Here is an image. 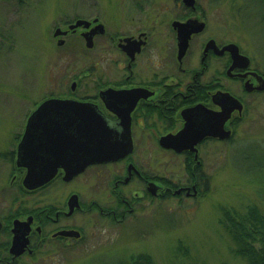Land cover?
Wrapping results in <instances>:
<instances>
[{
    "label": "flooded vegetation",
    "instance_id": "1",
    "mask_svg": "<svg viewBox=\"0 0 264 264\" xmlns=\"http://www.w3.org/2000/svg\"><path fill=\"white\" fill-rule=\"evenodd\" d=\"M151 2L132 0L129 4H138L137 8ZM174 2L173 7L167 4L164 8L172 9V15L160 18V14L152 18L145 7L139 9L138 16L130 12L122 15L118 4L112 2V17H122L117 26L108 24L106 12L96 0L84 1L83 11L76 6L73 12L58 14L54 19L51 42L80 45V70L74 71L70 83L63 82L59 90L50 92L27 114L14 148L4 154L14 167L11 184L17 182L22 197L8 212L0 211V232L5 236L0 239V260L14 263L21 257L35 256L49 243L68 246L73 240H83L87 234L82 219L86 216L94 214L103 222L102 229H107L106 223L125 226L150 217L153 203L162 212L171 196L194 198L209 189L210 176L203 171L204 149L213 141L231 138L206 135L181 150L164 138L174 137L190 121L205 124L208 114L221 110L224 93L234 95L243 104V111L235 109L225 123V128L234 132L233 126L244 116L251 100L264 97V64L237 42L212 34L204 36L208 20L198 0ZM80 19L85 21L73 26ZM192 19L203 21L205 27L191 33L182 50L180 25ZM230 43H237L248 59L235 60L232 52L224 49ZM49 98L72 99L97 107L98 122L106 129L104 143L115 147V155L87 164L69 179L66 168L59 166L49 181L29 189L23 183L27 167L19 165L17 159L19 152L23 153L20 146L30 115ZM209 116L208 123L212 122ZM38 127L50 128L42 123ZM68 127L66 135L72 142H60L59 151L79 153L87 132L77 124ZM35 151L37 158L53 156L49 145L43 144ZM168 156L182 162L187 173L185 181H175L165 171L154 170L152 162H166ZM31 195L33 201L28 204L26 197ZM15 219H30V230L28 247L14 259L10 247ZM74 230L79 234L63 233Z\"/></svg>",
    "mask_w": 264,
    "mask_h": 264
},
{
    "label": "rangeland",
    "instance_id": "2",
    "mask_svg": "<svg viewBox=\"0 0 264 264\" xmlns=\"http://www.w3.org/2000/svg\"><path fill=\"white\" fill-rule=\"evenodd\" d=\"M84 1L0 0V211L8 212L22 197L17 182L11 184L14 167L5 152L14 148L27 114L79 73L81 46L56 45L50 37L58 14H69L76 6L83 11ZM96 1L110 26H117L122 18L118 12L112 17L113 3L122 15L138 16L145 7L152 18L172 15V9L164 8L175 5L174 0H151L136 8L138 4H129L132 0ZM198 2L208 20L204 36L237 42L264 64V0ZM233 127L230 141L216 140L204 149L203 171L210 176V187L198 197L171 196L162 212L153 203L150 217L125 226L106 223L107 229H102L103 222L94 214L86 216L83 240H73L68 246L49 243L35 256L9 264H250L240 252L243 243L229 229L226 214L244 224L249 233L246 240L257 251L264 249L263 227L251 214L257 209L264 216V158L253 154H264V97L251 100ZM152 166L175 181L186 180L177 157L153 161ZM26 199L31 204L33 196ZM4 238L0 232V239ZM143 253L151 256V262L134 263V256ZM0 264L7 263L0 260Z\"/></svg>",
    "mask_w": 264,
    "mask_h": 264
},
{
    "label": "water",
    "instance_id": "3",
    "mask_svg": "<svg viewBox=\"0 0 264 264\" xmlns=\"http://www.w3.org/2000/svg\"><path fill=\"white\" fill-rule=\"evenodd\" d=\"M191 4L193 2H190ZM85 20H78L73 26L81 25ZM180 30V43L182 50L186 49L191 33L202 30L205 27L203 21L192 19L182 23ZM58 29L55 35H58ZM211 42H214L213 40ZM232 52L235 60L248 59L239 51L237 43H230L224 47ZM183 53V51L181 52ZM220 103L221 110L212 111L208 116L212 122L207 121L203 125H199L194 121H190L187 127L180 131L174 137H165L164 141L172 143L177 149L181 150L185 147H191L192 144L197 143L203 136L213 135L220 139H230L232 137V130L225 128L226 121L232 116L233 111L238 109L241 113L243 110L242 102L230 93H224ZM97 107L77 100L49 98L43 101L35 111L30 115L26 131L23 138L21 148L23 153L19 152L17 163L27 167V173L23 179L24 185L33 189L43 185L49 181L57 171L59 166L66 168V178H71L74 174L82 170L87 164L101 161L103 159L111 158L115 155V147L104 143L107 139L106 129H103L98 119L99 113ZM198 110V109H192ZM47 117L45 120L43 118ZM50 126V128L39 129L38 124ZM77 124L78 128H82L87 132V139L82 142L79 153L74 154L70 149L59 151L60 142L70 143L72 139L67 137L66 132L69 130L68 125ZM56 126V127H53ZM203 131V132H199ZM68 133V132H67ZM179 143L180 145H175ZM186 143H189L186 145ZM49 145L52 151L49 154L53 156L46 158H37L35 148L41 145ZM58 146V147H57ZM20 148V149H21ZM57 148V149H56ZM71 154L73 157H68ZM72 200L75 202L76 198ZM30 230L29 220H14L13 239L10 251L13 253L14 259L21 255L28 247L29 238L28 233ZM78 235L79 232L65 231L63 233H74Z\"/></svg>",
    "mask_w": 264,
    "mask_h": 264
},
{
    "label": "trees",
    "instance_id": "4",
    "mask_svg": "<svg viewBox=\"0 0 264 264\" xmlns=\"http://www.w3.org/2000/svg\"><path fill=\"white\" fill-rule=\"evenodd\" d=\"M253 154L255 155L254 158L257 159L264 158L263 152H261L260 154L254 152ZM262 176L259 177L258 175V180H261ZM251 214L261 223V226L263 227V235H264V216H261V214H259V211L257 209H252ZM226 216L229 219V229L233 232L236 238L241 239L243 243V246L240 248V252L248 257L250 264H264V249L262 251H257L253 246V244H250V242L246 240L247 237L249 236V233H247L243 229L244 227L242 225L244 224L243 223L241 224L240 222L235 220L230 213H227ZM134 257H135L134 263L144 262L143 260H146L149 263L151 262V256L146 253L138 254L137 256Z\"/></svg>",
    "mask_w": 264,
    "mask_h": 264
}]
</instances>
